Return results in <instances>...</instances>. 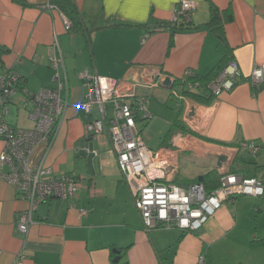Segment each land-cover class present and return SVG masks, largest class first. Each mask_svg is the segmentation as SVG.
I'll return each instance as SVG.
<instances>
[{
    "label": "crops",
    "instance_id": "crops-1",
    "mask_svg": "<svg viewBox=\"0 0 264 264\" xmlns=\"http://www.w3.org/2000/svg\"><path fill=\"white\" fill-rule=\"evenodd\" d=\"M70 1L77 23L66 30V15L50 0H0V73H17L19 88L56 87L48 51L58 43L69 106L46 163L55 174L73 175L78 186L67 200L51 196L39 204L24 236L16 220L28 201L0 178V264H12L18 253L23 264H200V257L202 264H264V197L228 198L196 231H145L108 133L93 135L89 117L76 107L87 92L81 71L125 76L136 95L147 98L149 115L136 118L145 146L168 149L174 158L173 183L201 182L208 191L225 171L264 180V83L249 81L252 69L264 65V0H190V20L173 32L171 17L181 0ZM231 62L240 73L237 83L214 96L203 79L217 77ZM165 77L171 87L162 85ZM188 82L198 83L190 94ZM24 98L21 91L13 95L5 120L30 128ZM89 116L100 118L96 106ZM88 135L98 158L93 173L78 154ZM247 142L256 151L243 146ZM3 148L0 137V153ZM43 150L42 144L34 149L33 163Z\"/></svg>",
    "mask_w": 264,
    "mask_h": 264
},
{
    "label": "built area",
    "instance_id": "built-area-1",
    "mask_svg": "<svg viewBox=\"0 0 264 264\" xmlns=\"http://www.w3.org/2000/svg\"><path fill=\"white\" fill-rule=\"evenodd\" d=\"M193 8L194 2L181 0L172 14L171 25L188 22ZM64 23L66 30L71 27L67 18ZM48 60L53 69L54 88L42 87L29 93L18 89L20 77L17 73H0V137L4 140L0 153V178L13 187L18 197L28 201V207L19 213L16 220V228L24 236L34 223L33 213L39 204L51 196L67 200L78 189L73 175L55 174L46 163L47 152L69 106L67 97L62 94L67 85L60 72L63 70V57L56 40L49 48ZM239 74L237 66L228 63L205 86L218 96L236 85ZM190 75V71L185 74L186 77ZM79 77L85 80L87 92L76 107L89 117L87 129L93 135L104 130L108 133L121 176L129 185L145 231L172 227L196 231L228 198L241 195L264 197V180L230 171L223 172L218 186L210 191L201 182L173 183L172 176L177 167L173 156L165 148H147L136 127L140 112L145 117L149 115L147 98L136 95V84L128 82L125 76L114 78L87 71H81ZM249 81L257 85L264 83V65L252 69ZM155 82L147 81V84L156 85ZM197 85V82H188L187 89ZM18 91L24 94L25 105H30L27 110V117L33 124L30 128L15 127L5 120L9 103ZM95 106L100 118L92 120L89 115ZM39 144L44 145V150L40 159L33 163L31 155ZM243 146L250 151L257 149L252 142L243 143ZM3 167H6L5 171H2ZM81 213L85 211L81 210ZM24 258L22 253H18L12 264H23ZM198 262L202 264L203 257Z\"/></svg>",
    "mask_w": 264,
    "mask_h": 264
},
{
    "label": "trees",
    "instance_id": "trees-1",
    "mask_svg": "<svg viewBox=\"0 0 264 264\" xmlns=\"http://www.w3.org/2000/svg\"><path fill=\"white\" fill-rule=\"evenodd\" d=\"M15 1L22 2V0H15ZM50 3L52 5H54L59 11H61L64 15H66L67 19L71 22V26H72V24H76L77 23L76 12H75L73 4H72V2L70 0H50ZM215 19H216V12L214 10H212V21L214 22ZM177 28H178V26L175 25L170 30L173 32ZM0 51H1V49H0ZM215 77H216V75L214 77H212V78H208L207 77V78L203 79V81H206L205 83H208L210 80H213ZM198 80H200V79H198ZM19 84H20V81H19L17 86H19ZM18 89H22V88L18 87ZM193 91L194 90H192V89H187L185 91V93L186 94H190ZM206 95H209L207 90H206ZM208 102H211V100L207 101L206 103H208ZM187 131L190 132L189 130H187ZM208 175L210 177H212V178L216 177V174L214 172H210V173H208ZM218 184H219V182H218ZM218 184L215 187H213V189L216 188L218 186ZM208 191H210V190H208ZM260 241L262 243H264V239H261ZM238 264H242V263H238Z\"/></svg>",
    "mask_w": 264,
    "mask_h": 264
},
{
    "label": "water",
    "instance_id": "water-1",
    "mask_svg": "<svg viewBox=\"0 0 264 264\" xmlns=\"http://www.w3.org/2000/svg\"><path fill=\"white\" fill-rule=\"evenodd\" d=\"M162 85L171 87L172 81L170 80L169 77H165V79L162 80ZM78 148H79L78 154L85 160V164L88 167L89 171L91 173L97 172L98 158L95 157L93 143H92V136L88 135L86 138L81 139L79 141ZM218 164L220 165L221 163H218ZM198 179L200 181L202 178L198 177Z\"/></svg>",
    "mask_w": 264,
    "mask_h": 264
},
{
    "label": "rangeland",
    "instance_id": "rangeland-1",
    "mask_svg": "<svg viewBox=\"0 0 264 264\" xmlns=\"http://www.w3.org/2000/svg\"><path fill=\"white\" fill-rule=\"evenodd\" d=\"M151 93H152V92H149V94H148V95H149V97H148L149 100L152 99V97H151V96H152ZM262 200H263V199H262ZM262 200H256V202H257L256 204L259 205V206H261V202H262ZM255 213H256L255 215H257L259 212L257 211V212H255ZM260 224H261V222H260Z\"/></svg>",
    "mask_w": 264,
    "mask_h": 264
}]
</instances>
